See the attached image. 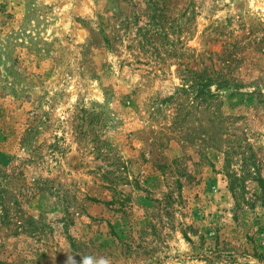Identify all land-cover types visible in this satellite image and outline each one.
Returning a JSON list of instances; mask_svg holds the SVG:
<instances>
[{"label":"rangeland","instance_id":"rangeland-1","mask_svg":"<svg viewBox=\"0 0 264 264\" xmlns=\"http://www.w3.org/2000/svg\"><path fill=\"white\" fill-rule=\"evenodd\" d=\"M242 152L264 178V0H0V264H264Z\"/></svg>","mask_w":264,"mask_h":264},{"label":"trees","instance_id":"trees-1","mask_svg":"<svg viewBox=\"0 0 264 264\" xmlns=\"http://www.w3.org/2000/svg\"><path fill=\"white\" fill-rule=\"evenodd\" d=\"M208 70L209 69H206L205 67H203L201 71L191 73V77L193 79H190L191 83H189L186 87H184L185 88L184 91L194 92V95L192 97L193 98L192 102L196 101V103L199 104V103L205 102L208 99L215 97V94L210 91V83L214 79ZM220 84L221 83H219V85ZM206 106H210V104ZM228 118L229 117L227 115H222L215 109L211 111V116H210V119H211L210 127L211 128L210 129H212L213 140L214 142L218 144H224L227 146L226 149L224 150L226 165L230 164L232 160V156L236 153V146L240 144V143L236 144L234 141H229L226 136L227 132L225 131V129L227 128V125L225 127L224 123H226ZM205 132H206V129L202 126L201 131L199 132L200 135L197 134L195 135V137L197 138L200 136V138H202L201 142H205L207 140L204 136H202V134H204ZM247 148L250 149V147H247ZM242 153H243V158L241 159L242 175L239 178H234V180H237V182H234V184L230 187L231 192L233 194H236L235 192L236 188L242 189L243 188L242 181L246 177H249L255 180L258 186L260 187L261 191L264 192V178L259 173V167L257 166L253 152L248 154V156L246 155V153L244 152ZM115 180H116L115 178L110 179L109 184H114V182H116ZM110 186L112 188L113 185H110ZM260 197L262 201H264V197L258 196V198ZM0 202L2 203V200ZM120 202H123V200L119 201V204H121ZM250 205H253V203Z\"/></svg>","mask_w":264,"mask_h":264},{"label":"clouds","instance_id":"clouds-1","mask_svg":"<svg viewBox=\"0 0 264 264\" xmlns=\"http://www.w3.org/2000/svg\"><path fill=\"white\" fill-rule=\"evenodd\" d=\"M86 264H88V262H86Z\"/></svg>","mask_w":264,"mask_h":264}]
</instances>
